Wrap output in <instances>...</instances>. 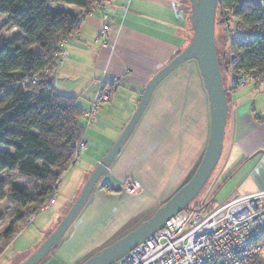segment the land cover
<instances>
[{
	"label": "crops",
	"instance_id": "0c3cea01",
	"mask_svg": "<svg viewBox=\"0 0 264 264\" xmlns=\"http://www.w3.org/2000/svg\"><path fill=\"white\" fill-rule=\"evenodd\" d=\"M61 6L74 13L83 11L75 6ZM190 11L187 0H114L104 11L95 9L87 14L80 30L67 41L69 57L57 73V92L76 97L87 111L100 80L120 79V86L117 100L103 104L99 110V123L87 128L98 137L100 150L88 153V148L79 165L61 176L53 207L57 206L55 220L77 198L97 163L116 141L147 82L189 43ZM107 22L110 32L104 44L100 32ZM197 68L195 61L184 63L161 82L121 153L99 181L96 188L107 182L118 189L126 181L136 179L146 191L133 212L96 248L120 238L131 225L138 226L196 171L211 129L209 97ZM229 99L224 139V148L229 146V171L224 184L230 181L233 187L222 201L264 189V87L248 84L231 91ZM93 136L85 134L88 144L90 140L95 144ZM152 179L155 181L150 182ZM96 190L83 211L95 202ZM77 220L54 251L72 236Z\"/></svg>",
	"mask_w": 264,
	"mask_h": 264
},
{
	"label": "trees",
	"instance_id": "16d2710c",
	"mask_svg": "<svg viewBox=\"0 0 264 264\" xmlns=\"http://www.w3.org/2000/svg\"><path fill=\"white\" fill-rule=\"evenodd\" d=\"M61 4L83 11L74 13ZM98 7L95 0H0V17L17 28L11 38L0 33V202L8 199L17 205L0 232V257L50 198L74 160L75 144L86 134V111L76 97L57 92L55 82L62 44L66 47L84 17ZM219 8L233 22L226 74L232 82L249 71L264 78V4L260 0H219L217 13ZM219 64L225 85L220 59ZM36 75L38 83L21 84ZM225 87L230 100V88ZM31 205L37 208L30 211ZM259 240L264 242V233ZM249 264H264V259L255 258Z\"/></svg>",
	"mask_w": 264,
	"mask_h": 264
},
{
	"label": "water",
	"instance_id": "95a60500",
	"mask_svg": "<svg viewBox=\"0 0 264 264\" xmlns=\"http://www.w3.org/2000/svg\"><path fill=\"white\" fill-rule=\"evenodd\" d=\"M218 5L219 0H189L191 11L188 20L192 31L189 43L147 82L131 118L107 153L97 163L72 206L45 240L20 264H39L57 246L85 208L99 181L121 153L147 110L156 88L182 64L195 60L208 93L211 117L208 144L196 171L188 182L156 209L149 218L78 264H116L137 245L160 230L169 219L190 208L191 203L203 190L220 162L230 109L217 52Z\"/></svg>",
	"mask_w": 264,
	"mask_h": 264
},
{
	"label": "built area",
	"instance_id": "2783aa9c",
	"mask_svg": "<svg viewBox=\"0 0 264 264\" xmlns=\"http://www.w3.org/2000/svg\"><path fill=\"white\" fill-rule=\"evenodd\" d=\"M98 9L104 11L106 5L114 0H95ZM264 4V0H260ZM104 15V12H103ZM106 17V16H105ZM17 32L16 27H12ZM237 29V27H235ZM110 24L101 29L100 39L105 44L109 39ZM247 40H242L246 43ZM69 57L64 43L61 47L58 66ZM45 74L48 70H45ZM38 76L26 77L21 84H36ZM109 82L100 80L88 109L83 118L87 127L100 121L99 110L103 104L117 100L120 79ZM257 84L264 87V78L255 71L242 73L232 82L231 90ZM76 154L70 167L80 163V157L88 148L84 136L75 144ZM139 186V183H136ZM58 180L50 198L42 204L37 213L50 212L58 196ZM135 188V186H133ZM197 203L181 211L149 238L141 242L116 264H249L252 259H264V189L248 194L232 195L215 206ZM35 216V215H34Z\"/></svg>",
	"mask_w": 264,
	"mask_h": 264
},
{
	"label": "rangeland",
	"instance_id": "374dc122",
	"mask_svg": "<svg viewBox=\"0 0 264 264\" xmlns=\"http://www.w3.org/2000/svg\"><path fill=\"white\" fill-rule=\"evenodd\" d=\"M231 17L233 18V16ZM231 26L233 27L232 20L231 22L227 21L225 19V16L222 15V9L219 8V12L217 13L216 38L219 59L225 72L223 74H226V72H228L226 71V69L231 59ZM0 33H3L6 37L11 38V36L16 35V30H14V28L6 23L4 18L0 17ZM19 38L22 39L21 36ZM190 61L195 60H189L187 62ZM188 68L190 70L192 69V67ZM189 69H187V71H189ZM197 70L203 81L199 67L197 68ZM189 72L191 73V71ZM224 76L225 85L230 88L231 93L232 81H230L228 73ZM252 88L255 89V87ZM86 134L91 137L93 136L91 129H88ZM93 137L95 140V144L92 145L93 140H90V143L88 144V148L90 149V151L88 153H96L98 150H100V148L98 147V137ZM228 155L229 146L227 145L224 148L220 162L214 170L211 178L209 179L203 190L193 200L190 207L196 205L197 203L208 201L211 202L210 205L215 206L220 201L228 197L233 187V185L229 183L230 181L227 184H224V180L226 178L225 175L227 171H229V165L226 160V156ZM152 181L155 180H150V182ZM159 181L160 180H156L157 183H159ZM137 182L139 183V186H137ZM61 183L62 181L60 180V185L58 186V194L60 191ZM155 184L156 183L154 182L151 185V188L154 187ZM133 186H135V188ZM120 187L118 189H115L112 184L106 182L96 188V200L93 204L88 205V207L83 211L73 227L74 229L71 232L72 236L68 241L63 242L57 248V252L53 249L50 253H48V255H46V257H44L39 264H78L83 262L90 255L97 252V249H102L103 247H96L102 244L107 239V237L111 233H113L115 229H117L118 226H120L122 222L133 212L140 198L146 191L141 181H138L136 179L126 181L123 186ZM6 192H9L8 187L6 189ZM75 198L70 202L68 206L65 207L64 210L59 212L60 214H58L59 217L57 220L54 219L57 206L53 209V211L51 210L48 213L42 212L36 214L35 216H32L30 218V222L32 223L29 225V227L25 228L20 233V235L14 240L12 245L3 253V255L0 257V264H20L31 253H33L36 247L44 241V239L56 227L58 222L63 218L65 213L72 206ZM169 198L161 201L158 204V207L163 205ZM16 206L17 205L9 202L8 199H5L0 203V231H3V229L6 228L10 220L13 218L16 211ZM35 208H37L36 205L29 206L30 211L34 210ZM153 213L154 211L148 214L147 218H149ZM135 227L137 226H134V224L131 225L122 236L127 234Z\"/></svg>",
	"mask_w": 264,
	"mask_h": 264
}]
</instances>
